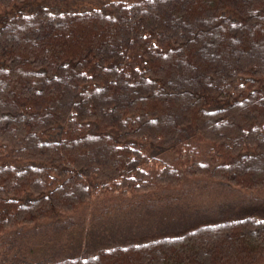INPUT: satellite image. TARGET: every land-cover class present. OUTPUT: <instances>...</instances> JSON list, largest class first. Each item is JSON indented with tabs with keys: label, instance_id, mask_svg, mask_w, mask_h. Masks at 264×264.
Wrapping results in <instances>:
<instances>
[{
	"label": "trees",
	"instance_id": "16d2710c",
	"mask_svg": "<svg viewBox=\"0 0 264 264\" xmlns=\"http://www.w3.org/2000/svg\"><path fill=\"white\" fill-rule=\"evenodd\" d=\"M208 188H264V0H0V264H264Z\"/></svg>",
	"mask_w": 264,
	"mask_h": 264
},
{
	"label": "rangeland",
	"instance_id": "374dc122",
	"mask_svg": "<svg viewBox=\"0 0 264 264\" xmlns=\"http://www.w3.org/2000/svg\"><path fill=\"white\" fill-rule=\"evenodd\" d=\"M199 180L200 182H197V180H195L192 183L194 185H196L197 183L202 184L201 182L203 180ZM204 189H201L199 191V194L202 195L203 200H201V202L208 208L214 207L215 210L218 209L220 212H222L225 210L224 207L230 206L231 203H233V205H236L242 202L247 208H254V206H256L258 208L263 207L262 209H264V188L255 190H241L238 188H208L206 191H204ZM152 217L153 216L151 214L149 216V223L154 221Z\"/></svg>",
	"mask_w": 264,
	"mask_h": 264
}]
</instances>
